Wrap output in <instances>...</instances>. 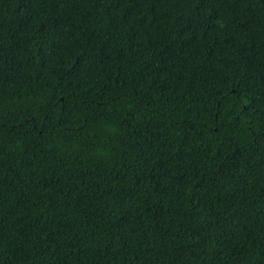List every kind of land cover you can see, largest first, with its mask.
Returning <instances> with one entry per match:
<instances>
[{"label": "trees", "instance_id": "trees-1", "mask_svg": "<svg viewBox=\"0 0 264 264\" xmlns=\"http://www.w3.org/2000/svg\"><path fill=\"white\" fill-rule=\"evenodd\" d=\"M0 264H264V0H0Z\"/></svg>", "mask_w": 264, "mask_h": 264}]
</instances>
